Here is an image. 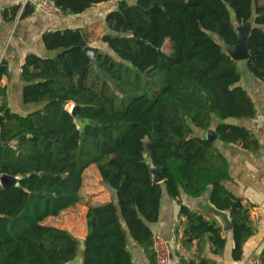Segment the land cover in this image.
Returning a JSON list of instances; mask_svg holds the SVG:
<instances>
[{"label": "trees", "instance_id": "1", "mask_svg": "<svg viewBox=\"0 0 264 264\" xmlns=\"http://www.w3.org/2000/svg\"><path fill=\"white\" fill-rule=\"evenodd\" d=\"M52 1L63 13L79 15L109 0ZM19 9L11 8L10 19ZM30 11L26 6L21 16ZM249 21L246 62L264 78V5L257 0H117L101 35L81 28L44 33L45 47L56 53L29 55L21 74L23 102L39 107L13 111L0 86L6 117L0 173L19 178L16 185H0V264H72L77 239L43 221L81 201L83 173L92 164L113 198L88 209L82 264H134L132 241L157 264L151 224L159 220L165 194L181 204L184 236L197 239L196 255L179 264H213L202 256L205 234L212 251L222 254V226L181 202L183 194L199 198L208 191L211 204L229 213L233 256L241 258L253 233L248 208L227 187L229 165L215 142L194 127L209 129L215 116L255 114L238 85L239 62L223 47L234 45L237 26ZM92 34L103 45L94 60L84 52ZM6 71L3 60L0 79ZM120 95L128 98L122 107ZM74 104L89 120L83 128L70 112ZM215 131L223 142L256 145L242 126L221 121ZM14 139L16 146L5 144ZM153 166L162 181L153 180ZM260 259L264 264V247Z\"/></svg>", "mask_w": 264, "mask_h": 264}, {"label": "crops", "instance_id": "2", "mask_svg": "<svg viewBox=\"0 0 264 264\" xmlns=\"http://www.w3.org/2000/svg\"><path fill=\"white\" fill-rule=\"evenodd\" d=\"M40 1L43 0H0V63L4 60L7 69L0 79V86L6 88V101L9 107L21 114H26L39 107V104L36 103L25 104L23 102L24 82L21 74L27 57L32 54L51 56L56 53V51L48 50L45 47L43 34L66 28H81L94 31L95 34L96 20L103 22L107 13L103 15V9L112 6L111 2L115 0L100 2L79 15L48 14L37 8V3ZM257 3L258 5H264V0H257ZM17 5H20L18 14L14 19H10L11 8ZM26 6L31 11L27 15L21 16ZM94 34L91 36L89 46L98 47L96 49L99 52L103 45H97ZM238 62L241 69V79L238 85L243 87L251 97L255 106V114L251 117H231L225 120L215 116L209 129L203 130L194 127V133L204 138H207L210 134L216 135L215 145L229 165L231 178L226 183L227 187L242 198V202L248 208V211L252 207H258L262 212V218L259 223H255L252 218H249L253 233L244 243L241 258H234L232 227L225 229L228 225L225 226L223 219L225 215L231 222L229 213L218 210L211 204L209 191L199 198L183 194L182 204L204 214L207 219H217L222 226L223 236L226 238L222 254L212 251L208 234H205L206 242L202 256L212 259L213 264H255L256 260L260 258V253L264 247V78L254 75L249 70L246 60ZM221 121L246 128L252 139L256 141V145H254L256 148H248L241 142L226 143L221 141L215 131L216 125ZM93 166H96V170L98 169L96 164H92L83 173V186L80 191L81 201L57 215L49 216L43 221V224L68 230L77 239L79 245L72 264H82L83 261V241L87 234L86 224L89 207L107 203L113 198L111 189L102 182L99 170L93 175L101 183L98 186H91L90 197L88 199L87 197L84 198V186L90 182L88 173ZM180 208L181 204L178 199L165 194L161 202L159 220L152 223L151 228L154 234H162L171 241L182 237L188 253L187 259H190L196 255L198 244L197 239L191 240L184 236L188 220L180 214ZM130 248L134 264H149L143 250L135 241H132ZM180 259L181 256L176 255V264H179Z\"/></svg>", "mask_w": 264, "mask_h": 264}, {"label": "water", "instance_id": "3", "mask_svg": "<svg viewBox=\"0 0 264 264\" xmlns=\"http://www.w3.org/2000/svg\"><path fill=\"white\" fill-rule=\"evenodd\" d=\"M252 25H253V22L249 21L245 25L237 27V42L234 45H228L225 42L223 43L224 49H226L228 51V53L232 56V58L237 60V61L247 60L250 56V54H249V41L248 40H249V33L251 31ZM149 46L152 49H156L151 44H149ZM158 51L162 52V49H159ZM84 52L92 60L95 59V56L98 53L96 48H93L89 45H87L84 48ZM77 110H78V105H75V104L72 105L70 108V112L74 116L77 123H78V120H84L85 121V123L83 125V127H84L89 122V120L82 118L78 114ZM5 121H6L5 115L0 112V140H3L1 130H2V126H3ZM24 136L25 135L20 136L19 139L23 138ZM82 137L86 138V135L83 134ZM207 138L211 141H214L216 138V135L210 134V135H208ZM19 139H14L10 142H5V144L11 145V146H16ZM152 172H153V180L155 182H159V181L163 180V175L157 167L153 166ZM18 180H19V178L17 176H13V175L6 174V173H3L0 176L1 186L16 185V184H18ZM219 213L222 214L220 211H219ZM223 219H224L225 226L228 225V227H225V229L232 227V223L229 221V219L225 215L223 216Z\"/></svg>", "mask_w": 264, "mask_h": 264}, {"label": "built area", "instance_id": "4", "mask_svg": "<svg viewBox=\"0 0 264 264\" xmlns=\"http://www.w3.org/2000/svg\"><path fill=\"white\" fill-rule=\"evenodd\" d=\"M37 8L48 14L63 13L52 0H43L37 3ZM3 173H0V176ZM249 218L255 223H259L262 218V212L258 207H252L249 211ZM153 247L156 253L157 264H176V255L188 258V253L183 243L182 237L171 241L162 234H154ZM255 264H261V259L258 258Z\"/></svg>", "mask_w": 264, "mask_h": 264}, {"label": "rangeland", "instance_id": "5", "mask_svg": "<svg viewBox=\"0 0 264 264\" xmlns=\"http://www.w3.org/2000/svg\"><path fill=\"white\" fill-rule=\"evenodd\" d=\"M116 1L117 0H115V1H113V2H111L112 3V6H109L107 9H103V15L109 10V9H112V8H114L115 7V5H116ZM114 3V4H113ZM103 18V17H102ZM101 18V19H102ZM95 27V33H98L99 35H101V34H103L105 31H106V28H105V24H104V22H101V21H98V20H96V25L94 26ZM95 38V37H94ZM97 43H98V41H97ZM97 45H99V44H97ZM96 48H98V47H96ZM127 102H128V98H127V95L126 96H123V95H120L119 97H118V106L119 107H122L123 105H126L127 104ZM84 123H85V121L84 120H78V125L82 128L83 127V125H84ZM96 166H93V167H91L90 168V170H89V173H88V176H89V180H90V182L89 183H86L85 184V186H84V198H86L87 197V199L90 197V191H91V189H92V187L93 186H98L100 183H101V181H97L96 179H95V175H93V173L95 174L97 171H98V169L96 170V168H95ZM99 172V171H98ZM100 174V173H99ZM88 184V185H87ZM92 186V187H91ZM88 201V200H87ZM89 202V201H88ZM87 202V203H88Z\"/></svg>", "mask_w": 264, "mask_h": 264}]
</instances>
